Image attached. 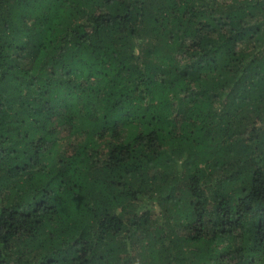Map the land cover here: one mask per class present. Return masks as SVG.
Returning <instances> with one entry per match:
<instances>
[{"label":"trees","instance_id":"1","mask_svg":"<svg viewBox=\"0 0 264 264\" xmlns=\"http://www.w3.org/2000/svg\"><path fill=\"white\" fill-rule=\"evenodd\" d=\"M0 264H264V0H0Z\"/></svg>","mask_w":264,"mask_h":264},{"label":"rangeland","instance_id":"2","mask_svg":"<svg viewBox=\"0 0 264 264\" xmlns=\"http://www.w3.org/2000/svg\"><path fill=\"white\" fill-rule=\"evenodd\" d=\"M0 202H1V197H0ZM0 205H1V203H0Z\"/></svg>","mask_w":264,"mask_h":264}]
</instances>
